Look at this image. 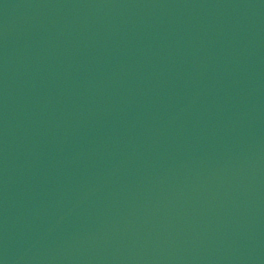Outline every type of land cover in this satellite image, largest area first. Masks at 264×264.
<instances>
[{
  "label": "water",
  "instance_id": "water-1",
  "mask_svg": "<svg viewBox=\"0 0 264 264\" xmlns=\"http://www.w3.org/2000/svg\"><path fill=\"white\" fill-rule=\"evenodd\" d=\"M0 264H264V0H0Z\"/></svg>",
  "mask_w": 264,
  "mask_h": 264
}]
</instances>
